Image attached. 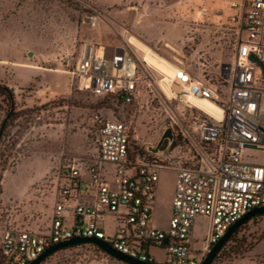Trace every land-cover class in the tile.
Here are the masks:
<instances>
[{
    "label": "built area",
    "instance_id": "obj_1",
    "mask_svg": "<svg viewBox=\"0 0 264 264\" xmlns=\"http://www.w3.org/2000/svg\"><path fill=\"white\" fill-rule=\"evenodd\" d=\"M199 12L192 22L210 24L227 49V60L209 62L206 49L190 68L162 55L175 67L171 97L160 88L161 72L143 60L127 29L121 46L110 54L98 43L83 42L61 56L63 71L78 79L76 87L96 97L116 96L117 103L131 106L148 92L162 98L166 108L178 103L180 113L170 115L173 139L156 155L133 142L130 120L94 114L96 154L61 153L42 183L54 193L49 223L40 230L0 225V264H28L48 246L75 236L99 238L142 262L199 264L231 224L264 205V0H216ZM95 18L86 16L83 22ZM174 85L180 87L176 92ZM189 95L207 100L215 110L195 104ZM248 148L262 151L261 162L245 159ZM166 170L174 172V192L169 225L160 229L153 212ZM88 191L92 202L75 201ZM196 216L209 223L194 250ZM153 246L162 248L161 262Z\"/></svg>",
    "mask_w": 264,
    "mask_h": 264
},
{
    "label": "rangeland",
    "instance_id": "obj_2",
    "mask_svg": "<svg viewBox=\"0 0 264 264\" xmlns=\"http://www.w3.org/2000/svg\"><path fill=\"white\" fill-rule=\"evenodd\" d=\"M215 2L216 0H0V57L6 59V62L0 64V82L7 84L12 90L14 111L18 112L17 117L0 136L1 226L30 229L28 226L32 224L40 230L48 224L47 209L52 194L50 188L42 186L41 181L49 173L52 164L50 156L59 152L73 153L68 151L70 149L93 155L96 148V127L92 122L94 114L130 120L133 142L145 147L159 140L165 128H170V115H178L181 109L174 101L166 108L162 98L153 97L148 92L142 94L138 104L131 106H123L110 97L102 101L101 97L78 89L77 77L66 71L65 76L49 74V79L47 77L42 83H38V78H35L19 87L12 67L14 61L37 66L48 73L63 71L61 56L75 50L78 44L87 41L86 37H91L92 33L100 31L102 27H105L111 38H117V32L122 34L124 29L128 30V35L139 32L143 36H152V41L147 45L171 58L167 55L171 49L162 44V41L157 48L155 41L174 34L177 30L171 24L187 19L189 24L186 37L197 43L202 34H206L212 42L213 35L216 34L210 24L205 20L195 24L192 20L199 19V11L204 7L209 10ZM86 16L96 18L83 22ZM149 22H155V25L151 30H146L143 27ZM204 27L207 28L203 30ZM205 47L210 54V43ZM188 50L190 54H195L189 62L197 64L201 51H197L195 46L184 47V52L188 53ZM226 51V48L223 49L221 61L227 60ZM209 62L214 63L211 55ZM197 72L200 73V70ZM21 79L26 80L24 75ZM49 82L62 86L56 92L54 88H46ZM0 106L1 123L4 111L2 103ZM260 107H264V96L260 99ZM165 145L166 141L162 148ZM17 158L23 162L17 161ZM245 159L259 163L262 151L248 148ZM26 163L35 164V168L31 172H24L23 165ZM44 172L46 174L42 175ZM34 202L41 205V211H33ZM206 226L205 220L199 222L198 240L203 237ZM241 234L247 239L245 249L230 257L226 256L216 264H264V217H257L249 222ZM101 256L91 247H78L57 252L44 264H78Z\"/></svg>",
    "mask_w": 264,
    "mask_h": 264
},
{
    "label": "crops",
    "instance_id": "obj_3",
    "mask_svg": "<svg viewBox=\"0 0 264 264\" xmlns=\"http://www.w3.org/2000/svg\"><path fill=\"white\" fill-rule=\"evenodd\" d=\"M200 13V12H199ZM131 14V13H129ZM130 16V15H129ZM187 24H189V21L187 19H183L180 20L179 23L176 24H171L172 28L177 30L175 31L174 34H170L168 36H166V38H162V39H157L155 41V46H159L161 41L162 44L164 43H168L172 48H174L176 50V53L172 50H169V54L168 57H177L179 58L185 66L187 67H192L194 66V64L190 63L189 60H192L194 58V53L190 54L189 50V56L187 52H184V47H191V46H195L197 51H202L206 49V44L210 43L211 45V52L210 55L211 57H213V60H220V56L223 52L222 49V44L223 41L221 39H219V36H216L214 41H210L208 39V36L206 34H202V37L200 39V41H198L197 43H194V41L192 40V38L190 37H186V29H187ZM155 25V22H149L147 24H145V26L143 28H146V30H151L152 26ZM128 35V34H127ZM130 36H133L134 38H137L138 41L142 42L143 44L147 45L150 44V42L152 41L153 37L152 36H143L141 35L139 32L137 33H129ZM122 38H123V33L120 34V32H117V38H111V36L108 34V32L105 30V27L100 28V31L96 32V33H92L91 37H86V42H94V43H98L101 46H104L105 51L107 54H110L111 52L114 51L115 48H118L121 46L122 44ZM148 46V45H147ZM149 47V46H148ZM170 49V48H169ZM98 51L100 52V48L98 49ZM142 56H144V58L146 60H148L149 62H152L154 60H156L157 58L165 61V62H169L167 59H165L163 56H161L160 54H157V52H155L152 49V52H142ZM3 62H6L5 57H0V64H3ZM12 67H14L15 69V77H17V86L19 87H23L26 84H28L29 82L35 80V78H38V83H42L43 80H45L47 77L49 79V74L51 75H60V76H65V72L61 71V70H55V71H51V72H46L42 69H39L37 66H29V65H24L19 63L18 61H14V65H12ZM24 75L26 80L21 79V76ZM72 76V75H71ZM160 82V80H159ZM7 85V84H6ZM62 85L56 83L55 85H53L51 82H49V85L46 86L47 89L50 88H54L56 89L55 91L57 92L59 90V88ZM261 108V107H260ZM262 110H264V107L261 108ZM96 146V145H95ZM96 150L97 148H95V152L94 154H96ZM71 151L77 155H82V154H86L83 152H79V150H68ZM60 153V152H59ZM57 155H53L50 156L51 160H52V164L49 168L50 169L61 159V153ZM93 154V155H94ZM19 162H23L22 159H20ZM35 168V164L33 163H26L23 165V171L24 172H31L33 169ZM46 172H44L42 175H45ZM42 175H40L39 177H42ZM84 178H87V174L84 173L83 174ZM40 179V178H39ZM44 180L41 181V184L43 183ZM29 182V181H28ZM173 192H174V172L170 171V170H166L164 172H162L161 176H160V180H159V186H158V192L156 195V201H155V206H154V212H153V223L154 226H156L157 228L160 229H166L169 225V220L171 217V200L173 197ZM50 194H52L51 196V201L49 204V207L47 209V215L50 221V215H51V211H52V207H53V199H54V193L53 190H50ZM94 199V196L92 194L91 191H88L84 194H81L80 196H78L76 198V202H92ZM42 207L39 203L34 202L33 203V211L35 213L41 211ZM205 220L207 222V226L206 229L204 231L203 237L198 240L197 236L200 234L199 230H198V224L200 221ZM48 221V223H49ZM208 223L209 220L208 218L204 217V216H196L195 219L193 220V228H192V236H191V246L194 250H197L198 248H200L202 241L204 240L206 234H207V230H208ZM28 228H30L31 230H38L35 226H33L32 224H30L28 226ZM151 252L157 257V262H161L162 261V248L158 247V246H153L151 248ZM78 264H119L113 261H109V260H102L101 258H94V259H90Z\"/></svg>",
    "mask_w": 264,
    "mask_h": 264
},
{
    "label": "water",
    "instance_id": "obj_4",
    "mask_svg": "<svg viewBox=\"0 0 264 264\" xmlns=\"http://www.w3.org/2000/svg\"><path fill=\"white\" fill-rule=\"evenodd\" d=\"M159 46H157L158 48ZM28 55L30 56V51L28 52ZM173 139V134L171 132V129L169 127H166L163 134L159 138V140L152 145H146L144 147V150L156 155H162L165 150L170 145L171 141ZM166 141L165 147L162 148L163 142ZM17 161H20V158L16 159ZM264 213V205L255 206L249 210H247L237 221H235L233 224L229 226V228L223 233V235L218 239L216 243H214L210 249L207 251L206 255L202 258V260L199 262V264H211L213 258L217 254L218 250L222 247L224 242L228 239V237L235 231L236 228L239 227L243 222H245L248 218H250L253 215ZM82 242H91L95 244L97 247H99L103 252L108 254L109 256H112L116 258L117 260L124 262L126 264H158V263H147L142 262L137 259L131 258L126 254H123L119 252L118 250L112 248L109 244L103 242L99 238L96 237H89V236H75L71 237L65 240H62L60 242H57L55 244H52L48 246L41 254H39L36 258L31 260L28 264H38L41 260H43L47 255L53 253L56 250H59L61 248L82 243ZM167 240L165 239L163 243H166Z\"/></svg>",
    "mask_w": 264,
    "mask_h": 264
},
{
    "label": "trees",
    "instance_id": "obj_5",
    "mask_svg": "<svg viewBox=\"0 0 264 264\" xmlns=\"http://www.w3.org/2000/svg\"><path fill=\"white\" fill-rule=\"evenodd\" d=\"M107 97L102 98V101L105 100ZM113 99H117L116 96L110 97ZM0 103H2V110L4 111V119L0 123V136L3 132V130L7 127V125L14 120L18 112H15L14 109V96L13 92L8 86L0 82ZM1 107V106H0ZM257 217H264V213H259L256 215L251 216L248 218L245 222H243L241 225H239L238 228L235 229V231L228 237V239L224 242L222 247L218 250L217 254L213 258L211 264H216L220 260L224 259L226 256H231L233 254H237L240 251L245 249V245L247 244V239L244 236L243 231L245 230L246 225L253 221ZM78 247H91L96 252L100 253L102 256H105L108 258L109 261H113L119 264H126L124 262H121L117 260L116 258L109 256L105 252H103L99 247H97L95 244L91 242H82L74 245H70L64 248H61L59 250L54 251L53 253L47 255L43 260H41L38 264H44L49 258H51L54 254L60 251H66V250H72Z\"/></svg>",
    "mask_w": 264,
    "mask_h": 264
},
{
    "label": "bare ground",
    "instance_id": "obj_6",
    "mask_svg": "<svg viewBox=\"0 0 264 264\" xmlns=\"http://www.w3.org/2000/svg\"><path fill=\"white\" fill-rule=\"evenodd\" d=\"M130 41L137 46V48L141 51V54H142V52L143 53L144 52L145 53L146 52H152V49L150 47H148L147 45L138 41L137 38H134L133 36H131ZM142 58L146 63L152 65L153 67H155L157 70H159L161 72L162 78L160 79V82H159L160 88L163 90V92L166 94V96L171 97L173 95V92L171 91V79H170V77H172L175 74V67L173 66V64H171L170 62H165L159 58H157L156 60H154L152 62H149L148 60H146L144 58V56H142ZM179 89H180V87L178 85L173 86V90L175 92L178 91ZM189 100H191L195 104L201 106L202 108L212 110V111L215 110L214 106L210 102H208L207 100L196 99L191 95H189Z\"/></svg>",
    "mask_w": 264,
    "mask_h": 264
}]
</instances>
